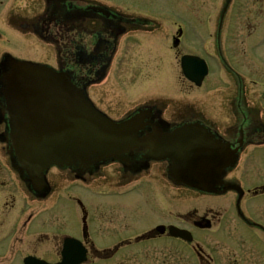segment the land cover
Listing matches in <instances>:
<instances>
[{
  "label": "flooded vegetation",
  "instance_id": "1",
  "mask_svg": "<svg viewBox=\"0 0 264 264\" xmlns=\"http://www.w3.org/2000/svg\"><path fill=\"white\" fill-rule=\"evenodd\" d=\"M92 6L87 0H0V56L22 35L37 40L41 33L52 42L47 44L53 60H29L70 71L82 86L96 80L128 18L106 19ZM263 13L260 7L245 14L259 18ZM242 77L227 74L224 86L213 90L216 97H194L168 116L203 126L237 151L235 167L217 185L219 193L175 186L167 181L165 164L154 162L142 177L146 181L129 173L142 164L124 168L129 172L106 171L117 165L112 163L96 166L83 181L52 170L48 192L29 190L0 142V264H24L29 257L58 263L68 237L86 250L82 264H264V109L249 99ZM189 84L202 89L206 81L200 87ZM218 96L223 99L215 110L211 103ZM4 120L0 110V133ZM89 179L95 186L87 185ZM70 207L80 219L73 232L65 224Z\"/></svg>",
  "mask_w": 264,
  "mask_h": 264
},
{
  "label": "water",
  "instance_id": "2",
  "mask_svg": "<svg viewBox=\"0 0 264 264\" xmlns=\"http://www.w3.org/2000/svg\"><path fill=\"white\" fill-rule=\"evenodd\" d=\"M100 12L110 16L108 11ZM178 44L176 40L174 46ZM190 61L184 59V72L200 84L206 72L196 80L198 64ZM2 78L0 93L7 106L9 138L20 168L34 187L44 189L45 173L52 166L87 169L112 160L131 161L125 154L135 150L144 152L146 159L169 161V175L177 184L206 191H213L220 177L217 173L233 164L232 159L220 161L219 143L209 135L197 136L200 129L193 125L171 132L152 125V110H141L123 122L109 119L69 73L19 62L8 64ZM150 126L151 131L147 130ZM75 254L81 255L67 253L62 264L84 260V255L76 260Z\"/></svg>",
  "mask_w": 264,
  "mask_h": 264
},
{
  "label": "rangeland",
  "instance_id": "3",
  "mask_svg": "<svg viewBox=\"0 0 264 264\" xmlns=\"http://www.w3.org/2000/svg\"><path fill=\"white\" fill-rule=\"evenodd\" d=\"M103 2L125 12L135 8L137 13L138 10L149 13L150 16H145L157 21L155 24L152 23L155 27L152 28L155 29L152 32L130 29L120 42L113 65L106 73L104 82L90 88L92 98L110 116L121 118L138 108L153 104L158 106L160 103H162L160 109L166 110L168 116L175 111L176 106L178 108L180 104H188L194 97L198 100L216 97L217 94L213 90L217 85L224 86L223 82H227L228 73L221 69L223 67L216 58L215 48L211 47L206 51L201 49V44L213 41L215 32H218L219 27L222 26L224 33L219 42L227 48L225 56L228 62L245 77L246 82L248 81L249 99L264 109V15L254 18L245 14L248 10L257 11L260 7L264 11V4L254 3V0H235L217 29L218 14L224 0H104ZM177 23L185 26L188 42L184 40L178 50H173ZM34 38L33 35H25V39H28L30 44L25 45L24 42L15 40L9 44V47L21 52L23 56L53 60L51 47L41 41L37 42ZM191 52L204 54L203 56L213 67L205 87L193 88L194 91L183 77L178 64L180 55ZM209 52L214 57H209ZM210 90L214 95H207ZM221 97L212 100L211 107L215 110L221 107L223 99ZM165 103L170 105L164 106ZM112 168L119 169V166H111L106 171L113 172ZM146 178L143 181H146ZM188 199L184 195V203ZM67 215L65 224L73 232L72 230H76L80 225L79 212L76 208L70 207ZM62 222L59 224L62 225ZM67 226L64 227L68 229Z\"/></svg>",
  "mask_w": 264,
  "mask_h": 264
}]
</instances>
